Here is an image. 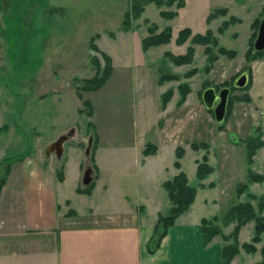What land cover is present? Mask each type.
Instances as JSON below:
<instances>
[{"label": "rangeland", "instance_id": "rangeland-1", "mask_svg": "<svg viewBox=\"0 0 264 264\" xmlns=\"http://www.w3.org/2000/svg\"><path fill=\"white\" fill-rule=\"evenodd\" d=\"M183 1L179 10L149 4L124 30L129 0H0V179L10 160L22 159L14 160L0 191L3 234L19 236L22 226L34 221L51 227L54 237L109 230L138 238L170 208L161 184L181 171L197 194L175 225L215 216L221 220L231 206L247 201L245 195L238 199L235 194L239 184L264 200V180L248 182V170L264 177V145L252 164L245 146L259 134L264 142V54L255 56L253 50L264 0ZM160 11L177 16L167 20ZM211 14L216 18L207 22ZM151 25H156V33L171 28L170 43L145 49L141 42ZM183 28L192 34L209 30L217 40L212 47L216 61L209 63L203 52L207 46L188 40L177 45ZM92 38L97 52L90 48ZM190 46L192 64L177 66L164 56L184 55ZM219 48L231 55L220 54ZM101 53L111 58V75L97 91H82L83 80L96 75L97 65L100 72L104 69ZM162 72L178 80L160 84ZM244 72L250 84L234 89ZM181 85L189 92L179 105ZM208 88L216 93L230 90L222 130L201 100ZM167 90L172 97L162 110ZM85 101L91 103L92 117L86 115ZM62 135L69 136L62 156H47L48 145ZM146 145L156 152L144 155ZM176 148L184 150L180 160ZM206 155L212 173L200 182L197 162ZM87 167L94 188L90 195L78 194L77 189L90 186L82 181ZM141 204L144 208H136ZM252 225L242 229L243 244L251 243ZM220 227L223 233L232 229ZM256 245L260 253L264 234ZM240 251L238 264L262 260L261 253L259 261L257 254ZM121 253L122 263L130 264L129 243L122 244Z\"/></svg>", "mask_w": 264, "mask_h": 264}, {"label": "trees", "instance_id": "trees-1", "mask_svg": "<svg viewBox=\"0 0 264 264\" xmlns=\"http://www.w3.org/2000/svg\"><path fill=\"white\" fill-rule=\"evenodd\" d=\"M175 3H177L175 5ZM153 4L154 6L160 8L162 6L171 7L174 5L177 10L184 7V1L183 0H129V7L128 10L125 12L124 20L122 22V27L124 30H128L129 27H131V24L133 21L138 20V18L141 17L142 13L145 10V6ZM221 15H224L225 11H219ZM161 18L171 20L174 19L177 16V13L174 11H160ZM217 14H211L209 15L207 22H211L213 19L216 18ZM227 25V22L225 23ZM156 25H151L146 31L148 32V36H146L142 40V44L145 49L150 47H156L163 44H169L172 39V30L171 28L166 27L162 29L161 32L156 33ZM91 49L95 52L99 51L98 47L94 43V38L91 39ZM190 41L191 44L196 45H204L207 46L205 48V54L209 56V63H213L216 61V56L212 52V47L217 46V40H215L212 33L207 30L204 34H192L191 29L183 28L179 31L175 43L177 45H183L186 42ZM193 47H188L184 55H173L169 52L164 53V56L167 58H170L171 62H173L177 66L182 65H188L192 64V58H193ZM220 54L224 55H231L230 51H226L222 48H219L217 50ZM262 53L255 52V56H261ZM106 65L102 72H100V67L97 65V71L96 75L93 78L84 79L83 85L81 87L82 91L86 92H94L100 89L109 79L111 75V69H112V62L111 58L106 55L105 53H101ZM94 60H97L94 58ZM188 76V75H186ZM160 84H164L170 81H176L178 80V76L176 75H170L166 73L160 74ZM251 82V79H249V84ZM248 84V85H249ZM247 86V85H246ZM247 88V87H246ZM236 89V88H234ZM245 89V88H244ZM238 90V89H236ZM181 91V98L178 100L179 105H182L184 103V100L186 98V95L189 92L187 85H181L180 86ZM172 97V91L167 90L163 96L161 97V109L165 110L167 104L169 103L170 99ZM84 105L88 107L87 111V117H92L93 110L91 108V103L89 101H85ZM211 112V111H208ZM227 115V113H226ZM222 122L219 126V129L222 130ZM88 126L92 127L91 123H88ZM262 135H258L257 138L249 139L246 141V150H247V158L249 164L253 163V158L256 155L257 150L263 147L264 142L262 141ZM202 148L209 149L207 144H202ZM197 145L192 144V148L195 149ZM197 149V148H196ZM150 152L155 153L156 150H154V147H150L146 145L143 154L144 155H151ZM184 155V150L180 148H176V157L178 160H180ZM207 155L203 156L200 160V162H197V171L196 176L197 179L201 182L204 181L208 176L212 173V168L208 164ZM14 160H22V159H14ZM14 160H10L7 163V166L5 168V176L0 179V191L2 186L4 185L7 174L9 173V169L14 162ZM90 160L94 162L93 155L90 157ZM175 167L179 169L180 163L179 161H176L174 163ZM61 173V172H60ZM249 175V181L250 183H262L264 180L263 175L254 173L252 170H248ZM60 176V174H59ZM188 179L185 173L178 172L177 175H175L171 180L163 182L161 186H163V189L165 190L167 194V198L170 202V208H168V211L165 214H159L157 217V220L155 221V224L153 226V231L151 233L150 240L147 245V251L149 254H154L161 244V241L163 238L167 235L166 232H168L169 228H171L175 224V220H177L180 216H182L184 213L188 212L190 209L189 207L192 206L194 203L197 190L195 187L188 184ZM209 184L208 186H210ZM203 186V184H200V187ZM94 188V183L90 184L85 190L77 189L76 192L78 194H85L90 195L92 193V190ZM237 198H241L245 195L247 198V201H240L234 206H231V208L227 211V213L224 215V217L219 220L218 217H213L210 219H200V229H201V237H202V245L204 247H207L211 244L214 238L219 237L222 240V247L220 249V259L221 264H231L233 258L238 255L240 249H243L245 252L248 253H255L256 248L255 245L260 243L262 240V235L264 234V215L262 212L264 211V200L257 198L256 195L251 194L249 191V188L247 185L239 184L237 187ZM256 201V205H254L252 202ZM254 205V206H253ZM248 223H253V236L251 238V243H244L242 245L238 242V235L242 227L245 225L247 226ZM220 224L222 226L226 227L229 225H234L233 230L228 234L225 235L221 230ZM261 256L262 260L255 264H264V245L261 248Z\"/></svg>", "mask_w": 264, "mask_h": 264}, {"label": "crops", "instance_id": "crops-1", "mask_svg": "<svg viewBox=\"0 0 264 264\" xmlns=\"http://www.w3.org/2000/svg\"><path fill=\"white\" fill-rule=\"evenodd\" d=\"M1 195L0 192V198ZM136 208H144V205H137ZM74 211L77 215V211ZM68 214L70 212L66 215ZM231 226L232 231L234 225ZM245 227L247 226L239 229L240 245L243 244L240 242V236ZM4 230L5 223L0 220V264H123L121 247L127 243L130 247V264H221L219 254L222 243L219 237H216L210 245L204 247L201 244L200 222L192 225L186 222L181 225L174 224L166 232L167 235L154 254L147 251L153 228L139 234L138 238L133 235V238L128 239L120 231L114 233L109 230L89 232L88 236L82 233L68 235L63 232L54 237L51 227L34 221L29 226H22V235L19 236L3 234ZM33 233L35 235H32ZM105 244L108 245L106 249L109 251H106ZM256 246L255 254L260 261L259 245ZM240 253L241 251L233 258L231 264H238L241 260Z\"/></svg>", "mask_w": 264, "mask_h": 264}, {"label": "water", "instance_id": "water-1", "mask_svg": "<svg viewBox=\"0 0 264 264\" xmlns=\"http://www.w3.org/2000/svg\"><path fill=\"white\" fill-rule=\"evenodd\" d=\"M253 43V50L257 53L264 52V18L258 25L257 36ZM249 82V76L246 72L239 74L234 81L233 87L242 90L246 88ZM230 90L228 88L221 89L218 93L214 88L206 89L202 94V102L207 111H212L216 123L221 124L226 116L227 98ZM68 135L60 136L56 141L48 145L45 150L47 156L54 154L57 158H60L63 154V148L65 142L68 140ZM93 180V173L90 167H87L83 174V183L89 185Z\"/></svg>", "mask_w": 264, "mask_h": 264}]
</instances>
